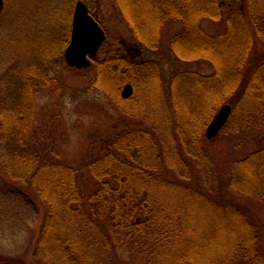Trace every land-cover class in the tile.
<instances>
[{"label":"trees","instance_id":"trees-1","mask_svg":"<svg viewBox=\"0 0 264 264\" xmlns=\"http://www.w3.org/2000/svg\"><path fill=\"white\" fill-rule=\"evenodd\" d=\"M113 1L138 41L148 48L160 45L167 21H180L179 31L169 42L171 50L178 58L208 60L215 72L207 76L182 71L169 90L161 88L160 67L154 59L117 53L94 58L97 73L91 85L116 99L129 115L149 120L157 136L143 126L119 134L88 163L97 182L91 192L83 193L75 168L54 159L55 151L47 155L40 150L38 136H24L34 119L35 88L57 78L49 76L50 69L42 60L25 68H9L0 81V163L15 185V196L31 203L29 188L45 206L34 255L53 264H236L240 260L264 264L257 244L258 228L249 213L231 200L216 199L185 183L190 177L185 169L186 153L198 160L210 180L213 164L202 147L204 127L226 94L236 93L226 127L239 130L264 118V51L258 58L249 57L256 39H264V0H248L249 21L243 9L229 7L224 16L226 29L217 34L207 32L201 22L223 18L218 0ZM34 37L31 42H37ZM151 75L152 86L158 90L157 119L140 114L137 105L124 108L123 102L130 104L132 97L122 98L119 92L123 83L136 87L144 78L150 81ZM179 85L184 89L177 90ZM174 91L179 98L196 93L192 106L196 113L200 110L196 123L182 129L181 134L185 131L189 136L179 140L168 136L172 120L166 118L168 96ZM142 95L139 102L149 107L153 99L147 91ZM163 127L169 129L168 135ZM151 144L156 150L149 149ZM163 165L183 179L172 181L162 172ZM228 175L234 189L264 195V146L231 161ZM4 252L0 251V264H26Z\"/></svg>","mask_w":264,"mask_h":264},{"label":"rangeland","instance_id":"rangeland-1","mask_svg":"<svg viewBox=\"0 0 264 264\" xmlns=\"http://www.w3.org/2000/svg\"><path fill=\"white\" fill-rule=\"evenodd\" d=\"M77 1L4 0L0 16V81L3 82L9 68L13 70L11 66L20 69V67L25 68L26 64L37 62L36 60L45 61L50 69L49 76L57 79L50 80L45 86L35 88L34 119L28 125L24 136L31 139L38 136L40 150L47 152V155L55 151L58 155L54 159L58 158L75 168L77 185L83 193H89L95 188L97 181L91 175L88 163L106 151L107 145L122 132L134 126L149 127L153 130V126L149 120L129 115L131 113L122 109L116 99L111 98L103 89L91 85V80L96 78L97 73L93 62L88 67L82 68L66 63L64 51L70 41L72 16ZM82 1L106 33V39L95 55L96 59L99 60L106 54L116 53L132 56L138 60L154 59L153 61H156L160 67L158 71L161 76L158 77L155 73L153 76L155 79L157 76V79L162 80L161 88L168 87L169 90L173 78L182 71L194 70L207 76L215 72L212 62L204 59L178 58L171 50L169 42L179 31L180 21H167L161 31L160 45L152 49L138 41L124 22L113 0ZM218 1L224 13L223 18L218 20L206 18L201 22V26L211 34L225 31L227 21L224 16L228 14L229 7L234 10L243 9L246 20L251 16L247 7L248 0ZM36 35L41 37L36 38ZM44 36L47 37L46 40ZM33 37L37 42H31L34 41ZM139 49L142 50L140 54ZM37 51L42 55H38ZM260 51H264V39L257 38L249 57L258 58ZM150 81L144 78L136 87L130 82L123 83L119 89L120 96L125 98L122 90L129 85L131 94L126 98L132 97L129 102L131 105L123 102V107L130 109L127 106L133 108L134 104L138 106L139 113L143 116L160 117L156 105L159 102L158 90L152 86V83H155L152 75ZM176 88L184 89L181 85ZM143 91H147L150 99H153L152 103H148L151 107L147 105L144 107L142 102H139L141 96L143 97ZM191 94L193 97L197 96L196 93L191 92ZM235 94L233 92L226 94L225 101L219 104L204 127L202 147L212 158L213 164L209 169L210 180L205 178L198 160L183 151L186 155L185 169L190 171V177L185 183L207 192L216 199L231 200L247 211L250 221H253L258 228L257 244L264 254V195L248 194L234 189L228 175L231 161L240 159L250 151L264 146V118L253 126L239 130H234L230 125L226 127L232 114ZM179 96L176 92L168 96V112H166L168 117L166 118L172 120L169 125V135V129L163 127L165 134L175 136L177 140L184 138L183 136H189V133L185 131L186 135L181 134L182 129L188 130L190 125L196 123L200 115V110L196 113V108L192 106V96H183V98ZM223 104L231 105V113L220 131L212 138H207L206 127ZM152 133L155 137L157 136L156 131L153 130ZM155 147L151 144L149 149L154 151ZM145 152L146 150L143 153ZM202 155L204 156L203 153ZM148 160L152 162L149 158ZM2 167L0 163V241L2 242L0 251H5L7 255H17L26 264H53L34 255V243L44 219V204L29 188L27 193L31 196V203H26L15 196V185L6 176ZM205 167L208 169L207 166ZM162 170L172 181L183 179L174 170L171 171L164 165ZM244 263L245 261L240 260L236 264Z\"/></svg>","mask_w":264,"mask_h":264},{"label":"water","instance_id":"water-1","mask_svg":"<svg viewBox=\"0 0 264 264\" xmlns=\"http://www.w3.org/2000/svg\"><path fill=\"white\" fill-rule=\"evenodd\" d=\"M4 0H0V14ZM106 39V33L97 19L89 12V8L82 1L75 4L70 41L64 51V58L68 65L78 68L88 67L91 64V57L95 56L101 44ZM131 94V87L126 85L122 95L127 97ZM232 107L230 104H223L215 113L205 130L207 138H212L227 121Z\"/></svg>","mask_w":264,"mask_h":264},{"label":"flooded vegetation","instance_id":"flooded-vegetation-1","mask_svg":"<svg viewBox=\"0 0 264 264\" xmlns=\"http://www.w3.org/2000/svg\"><path fill=\"white\" fill-rule=\"evenodd\" d=\"M139 54L141 53V51L138 52Z\"/></svg>","mask_w":264,"mask_h":264}]
</instances>
